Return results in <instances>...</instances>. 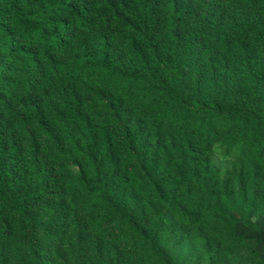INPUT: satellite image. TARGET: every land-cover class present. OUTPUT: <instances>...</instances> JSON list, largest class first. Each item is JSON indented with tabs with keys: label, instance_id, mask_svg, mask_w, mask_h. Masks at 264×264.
<instances>
[{
	"label": "trees",
	"instance_id": "trees-1",
	"mask_svg": "<svg viewBox=\"0 0 264 264\" xmlns=\"http://www.w3.org/2000/svg\"><path fill=\"white\" fill-rule=\"evenodd\" d=\"M0 264H264V0H0Z\"/></svg>",
	"mask_w": 264,
	"mask_h": 264
},
{
	"label": "rangeland",
	"instance_id": "rangeland-1",
	"mask_svg": "<svg viewBox=\"0 0 264 264\" xmlns=\"http://www.w3.org/2000/svg\"><path fill=\"white\" fill-rule=\"evenodd\" d=\"M216 161L219 165H221L224 162V159L222 158L221 155L217 154L216 155Z\"/></svg>",
	"mask_w": 264,
	"mask_h": 264
}]
</instances>
